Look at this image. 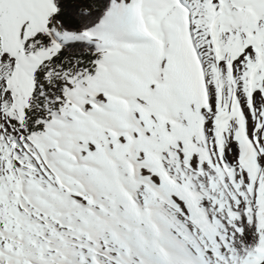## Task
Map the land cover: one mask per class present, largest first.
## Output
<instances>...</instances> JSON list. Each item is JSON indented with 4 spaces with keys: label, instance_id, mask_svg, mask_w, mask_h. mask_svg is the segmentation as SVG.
I'll return each mask as SVG.
<instances>
[{
    "label": "snow or ice",
    "instance_id": "6c2138e0",
    "mask_svg": "<svg viewBox=\"0 0 264 264\" xmlns=\"http://www.w3.org/2000/svg\"><path fill=\"white\" fill-rule=\"evenodd\" d=\"M0 264H264V0H0Z\"/></svg>",
    "mask_w": 264,
    "mask_h": 264
}]
</instances>
